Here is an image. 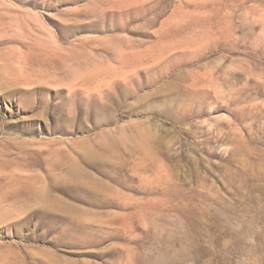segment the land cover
<instances>
[{
  "label": "rangeland",
  "instance_id": "1",
  "mask_svg": "<svg viewBox=\"0 0 264 264\" xmlns=\"http://www.w3.org/2000/svg\"><path fill=\"white\" fill-rule=\"evenodd\" d=\"M0 264H264V0H0Z\"/></svg>",
  "mask_w": 264,
  "mask_h": 264
},
{
  "label": "bare ground",
  "instance_id": "2",
  "mask_svg": "<svg viewBox=\"0 0 264 264\" xmlns=\"http://www.w3.org/2000/svg\"><path fill=\"white\" fill-rule=\"evenodd\" d=\"M7 156L11 157V155L9 153L6 154Z\"/></svg>",
  "mask_w": 264,
  "mask_h": 264
}]
</instances>
